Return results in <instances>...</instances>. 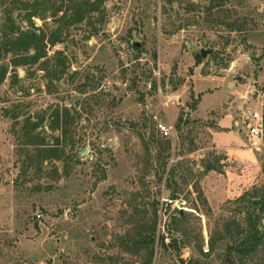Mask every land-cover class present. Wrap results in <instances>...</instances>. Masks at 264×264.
<instances>
[{
	"label": "rangeland",
	"instance_id": "obj_1",
	"mask_svg": "<svg viewBox=\"0 0 264 264\" xmlns=\"http://www.w3.org/2000/svg\"><path fill=\"white\" fill-rule=\"evenodd\" d=\"M87 1L0 0V31L11 18L45 54L15 69L0 58V264H145L148 246L132 240L154 220L152 264H187L243 219L240 196L264 195V142L256 149L247 133L257 172L221 195L233 161L211 132L228 104L204 109L224 99L211 82L238 95L264 85V0H223L211 13L219 0ZM245 108L234 103L235 120ZM179 117L193 124L178 128ZM178 211L186 220L173 229ZM162 237L189 239L183 257ZM225 254L203 262L225 264Z\"/></svg>",
	"mask_w": 264,
	"mask_h": 264
},
{
	"label": "trees",
	"instance_id": "obj_2",
	"mask_svg": "<svg viewBox=\"0 0 264 264\" xmlns=\"http://www.w3.org/2000/svg\"><path fill=\"white\" fill-rule=\"evenodd\" d=\"M100 2L101 0H96ZM223 0H219L212 4L209 11L217 6H221ZM84 4L87 8L97 7L98 4L90 2L89 0ZM95 7V9H96ZM215 14V13H214ZM9 17V16H8ZM53 42V41H52ZM43 41L41 38L37 37L35 33L31 32H20L16 27L12 19L9 18V23L6 27L0 31V58L11 55V65L14 67L25 65L26 63H35L41 58L45 57V54L41 52L43 46ZM36 50V54L29 56L30 50ZM28 53V54H27ZM197 63L202 61V55L198 54L196 56ZM8 73V67L0 66V85L4 82L6 75ZM192 121H183L182 117L178 118V128L182 127V124H189ZM209 170H216L211 167ZM175 176V171L170 170L167 181ZM197 190V188L195 189ZM254 192H246L240 196L236 201L241 202L243 208L240 209L244 217L242 220H234L228 223L223 231L218 233H213L209 240V252L210 254H205L203 252L202 245H198L200 257L196 259H189L187 264H209L203 262V259L207 260L211 257V254L217 253L220 247H225L226 257L225 264H264V195L259 199L254 200ZM199 198L202 203L207 207L208 213L212 212L209 206L208 200L203 195V193L198 191ZM176 196L173 194L171 200H175ZM186 220V213L178 211L172 218L173 229H177L178 224ZM157 221L154 220L149 226V233L143 235L142 233L137 234L132 243L139 246H148L149 257L145 264H152L154 259V247L156 245L157 237ZM169 231H173L169 228ZM160 245L165 249L175 248L178 250L179 255L183 257V248L187 245L190 240H180L172 237L170 244L166 243V238L162 237L159 239ZM202 258V259H201Z\"/></svg>",
	"mask_w": 264,
	"mask_h": 264
},
{
	"label": "crops",
	"instance_id": "obj_3",
	"mask_svg": "<svg viewBox=\"0 0 264 264\" xmlns=\"http://www.w3.org/2000/svg\"><path fill=\"white\" fill-rule=\"evenodd\" d=\"M211 83L216 85L214 87V93L212 94H215L216 91L223 93L224 99H222V101H220L219 103H216V105H209L207 107H204V109H212V107H218L223 103L228 104V107L223 112V115L221 116V118H219L218 122L213 127L215 128L216 126V129H213L211 133L213 143L216 144V148L224 151L227 157V161H233L232 167L226 170V178L229 181L227 188H224V190H220L221 195L230 198L232 195H235V193H237V190L246 181V172L248 170L257 172L258 159L255 150L251 149L248 146L247 139L244 137L246 131L242 129L241 120L237 121L234 117V103L239 100V96L241 95H238V87H235V90H230V82L227 84H224V82L222 81ZM197 89V94L203 93V91H198ZM206 95L207 94L202 95L201 104L206 99ZM233 95H238L237 99L229 102L231 96ZM233 126L237 127L238 129H233ZM233 165L236 166L237 169H240V171H234L235 169L233 168ZM238 195H240V193H238Z\"/></svg>",
	"mask_w": 264,
	"mask_h": 264
},
{
	"label": "built area",
	"instance_id": "obj_4",
	"mask_svg": "<svg viewBox=\"0 0 264 264\" xmlns=\"http://www.w3.org/2000/svg\"><path fill=\"white\" fill-rule=\"evenodd\" d=\"M239 100L246 106L241 119L242 129L254 140L255 148L259 149L264 142V85L261 88H250L239 96ZM158 127L163 136H169V128L163 124ZM204 251L209 252L208 244Z\"/></svg>",
	"mask_w": 264,
	"mask_h": 264
},
{
	"label": "water",
	"instance_id": "obj_5",
	"mask_svg": "<svg viewBox=\"0 0 264 264\" xmlns=\"http://www.w3.org/2000/svg\"><path fill=\"white\" fill-rule=\"evenodd\" d=\"M133 46H135V47H139L140 44H139L138 42H134ZM191 47L193 48L194 46L192 45ZM200 54L202 55V57H207V55L209 54V52L206 51V50H204V49H202V50L200 51ZM233 84H234V83H231V84L229 85V87L231 88ZM86 154H87V152H83V155H86Z\"/></svg>",
	"mask_w": 264,
	"mask_h": 264
}]
</instances>
